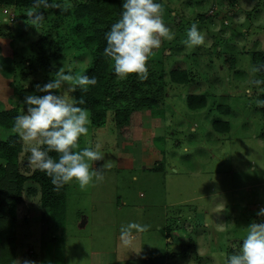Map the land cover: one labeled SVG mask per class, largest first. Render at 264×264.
Here are the masks:
<instances>
[{"label":"rangeland","instance_id":"obj_1","mask_svg":"<svg viewBox=\"0 0 264 264\" xmlns=\"http://www.w3.org/2000/svg\"><path fill=\"white\" fill-rule=\"evenodd\" d=\"M82 2L54 0L60 7L40 12L39 20L31 15L36 11L0 6V38H12L14 56L7 58L14 68L1 63L0 67L7 75L13 69L16 73L11 86L15 91L5 108L20 94L22 114L24 98L37 83L59 71L80 75L90 66V53L74 48L79 44V23L72 12ZM159 2L173 38L161 37L160 47L147 61L151 90L164 82L162 95L156 97L157 111L136 110L118 127L108 112L103 127L89 125L77 150L99 142L113 166L102 169L103 161L93 162L92 168L102 171L104 178L84 190L76 181L66 184L61 229L48 224L47 228L40 208L30 204L25 231L29 228L26 239L33 257H40L45 230L48 237L52 232L60 249V240L66 239L61 258L65 264H111L102 253H114V264H149L148 259L159 256L164 264H225L226 256L239 250L249 224L264 223V217L256 215L264 208V104L257 103L264 101V87L252 83L261 80L253 70V54L264 58V0ZM193 21L205 40L188 47L187 29ZM26 59L29 63L24 64ZM175 70L185 71L189 81L172 82L170 73ZM130 77L143 81L135 74ZM191 95L204 96L205 107L190 109L186 99ZM216 122H227L228 131H215ZM6 135L0 130L1 139ZM19 140L20 171L30 175L35 166L20 135ZM29 186L38 191L37 185ZM35 198L22 202L36 203ZM129 221L149 228L125 244L120 230Z\"/></svg>","mask_w":264,"mask_h":264},{"label":"clouds","instance_id":"obj_2","mask_svg":"<svg viewBox=\"0 0 264 264\" xmlns=\"http://www.w3.org/2000/svg\"><path fill=\"white\" fill-rule=\"evenodd\" d=\"M34 3L44 8L60 7L57 3L49 4L48 0H34ZM31 15L34 20L42 17L40 12ZM161 37L172 39L173 33L162 20L159 0H121L119 18L106 32L103 53L113 62V71L119 79L125 80L135 74L137 79L146 80L149 75L147 61L153 49L160 47ZM204 40L193 21L187 29L185 44L197 46ZM253 70L258 72L260 68L253 67ZM252 83L264 81L253 80ZM96 84L95 76H74L71 71H59L47 82L35 85V91L24 98L25 111L15 117L14 128L28 145L29 162L49 177L55 192L72 181L84 190L94 180H103L104 173L93 169V162L103 161L99 165L102 169L113 166L111 160L105 159L99 142L90 141L89 146L77 150L80 137L87 136L92 121L88 110L81 107L85 100L81 97L77 101L72 93L77 89L86 92ZM257 103L264 104V101ZM53 152L57 154L55 157L50 155ZM256 215L264 217V208ZM148 228L147 224L129 221L121 226L120 235L123 242L129 244L135 233ZM225 264H264V223L249 224L239 250L227 255Z\"/></svg>","mask_w":264,"mask_h":264},{"label":"trees","instance_id":"obj_3","mask_svg":"<svg viewBox=\"0 0 264 264\" xmlns=\"http://www.w3.org/2000/svg\"><path fill=\"white\" fill-rule=\"evenodd\" d=\"M48 2L51 4L54 0H48ZM0 6L34 12L52 9V7L44 8L42 5L35 4L34 0H0ZM120 11L121 0H84L76 5L72 12L74 20L79 23L75 30L78 39L75 38L80 46L74 44V48L77 50V47H82L91 56L90 66L84 70L83 74L97 78V84L90 87L88 91L77 89L72 95L77 101L81 97L85 100L81 107L88 110L92 121L91 126L97 129L105 125L108 112L112 113L114 125L117 127L126 124L130 113L136 110L148 109L150 113H155L157 111L156 97L163 93V80L159 81L155 91L151 90L150 78L142 82H137L131 77L117 80L113 71V62L105 57L103 48L106 46V32L119 18ZM9 60L7 57L0 56L1 64L11 65V68H14V64H11ZM24 62V64L29 63L27 59ZM253 64L260 68L257 73L261 81H264L263 54H253ZM14 71L13 69V73L7 75L2 66L0 67V73L5 78H13ZM170 76L172 82L184 84L189 81L187 73L183 70H175L170 73ZM143 82H146V89L142 88ZM20 100V94H17L16 102L9 101L11 105L9 109H0V130L7 134L5 138H0V264L15 262L16 210L23 192L26 191L30 195L36 193L33 188H26L27 183L38 186L41 219L45 225L61 229L65 224L66 184L59 192H55L52 190L53 186L49 177L37 168L30 175L20 171L19 156L22 152V144L14 128L15 117L19 115ZM186 100L188 107L192 110L205 107V98L202 95H191ZM213 128L215 131H228L229 126L227 122H216ZM50 155L55 157L57 154L53 152ZM51 239L54 242V238L51 237ZM147 263L164 264V257L148 259Z\"/></svg>","mask_w":264,"mask_h":264},{"label":"crops","instance_id":"obj_4","mask_svg":"<svg viewBox=\"0 0 264 264\" xmlns=\"http://www.w3.org/2000/svg\"><path fill=\"white\" fill-rule=\"evenodd\" d=\"M3 13H5V10H3ZM5 14H8V13L6 12ZM10 19H12L11 16H10ZM11 41H12V38L10 39V37L9 38L8 37L0 38V56L13 58L14 49L11 45ZM8 52H10V53H8ZM0 75H1V73H0ZM15 75H16V73H15ZM12 83H13L12 78H5L2 75L0 76V109L1 108L8 109V108H5L6 103L8 100L11 99L10 96L12 94H14V88L11 87ZM29 187H31V186H29ZM28 197H30L31 200L34 197H37V198H35L37 202L36 203L27 202V200L29 201V199H27L25 201V204H24L22 202L23 199L28 198ZM30 204L35 205L34 207H32L33 209L37 208V210L39 211V208H40V211H41L39 189L35 193V195L34 194H32V195L28 194L27 195V192L26 193L23 192L21 202L19 203V205L17 207V210H16V223H17V227H16L17 244L16 245L17 246L15 249V262H14V264H24L25 261H30L31 264H65L63 262V260L61 261V258L63 259V255L66 254V247H67L66 239L62 238L60 240V243H64V248L60 249V247L56 246L51 239L52 232H49L50 237H48V235H47L48 231H45V230H43V232L41 233V236H40V238L42 237V241H39L40 245L38 248V253H39L40 257L39 258L33 257V255L35 254V251L32 248L28 247V239H26L27 236H29V228H28V230L25 231L26 226L29 227L28 220H29V210H30V206H31ZM19 213L21 215H18ZM20 226L22 229H24V231L21 233V236H19V239L21 241L18 239L19 233L17 232V230L19 231ZM51 251H53V252L51 253ZM102 255H105L104 256L105 260L108 259L109 261H111V264H114V261L116 258L114 253H113V255L111 254V256H109V254H106V253H102ZM57 256L60 257V260H58ZM33 258H35V259H33Z\"/></svg>","mask_w":264,"mask_h":264}]
</instances>
